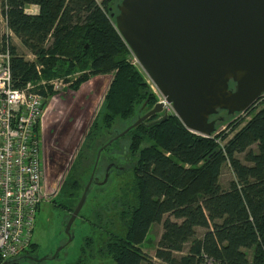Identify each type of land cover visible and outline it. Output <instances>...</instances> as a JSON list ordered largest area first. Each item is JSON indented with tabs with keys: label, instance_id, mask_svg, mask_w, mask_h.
I'll return each instance as SVG.
<instances>
[{
	"label": "trees",
	"instance_id": "1",
	"mask_svg": "<svg viewBox=\"0 0 264 264\" xmlns=\"http://www.w3.org/2000/svg\"><path fill=\"white\" fill-rule=\"evenodd\" d=\"M118 2L1 0L7 27L33 56L26 59L9 41L13 87L58 77L77 91L91 77L110 75L101 111L53 198L67 220L98 149L118 132L115 123L128 121L126 128L143 103L145 111L157 101L114 27L110 14L117 13ZM29 5L38 11L27 13ZM229 88H235L233 81ZM218 113L221 121L209 117L216 119L209 136L190 131L172 113L162 121L152 115L102 149L95 173L103 175L110 163L115 167L104 184L93 182L87 190L86 196L95 189L88 221L97 234L85 237L79 261L98 256L111 264H264V92L232 120L224 110ZM223 122L227 129L218 130ZM127 160L128 167L120 168ZM224 164L233 174L227 188L220 183ZM154 223H162V233L151 256L141 244ZM197 227L205 228L200 237ZM33 246L31 241L24 252ZM17 256L6 264H15Z\"/></svg>",
	"mask_w": 264,
	"mask_h": 264
},
{
	"label": "water",
	"instance_id": "2",
	"mask_svg": "<svg viewBox=\"0 0 264 264\" xmlns=\"http://www.w3.org/2000/svg\"><path fill=\"white\" fill-rule=\"evenodd\" d=\"M116 8L117 13L110 14L116 31L173 114L190 131L213 134L216 119H210L211 115L219 110L228 115L245 112L264 92V0H119ZM229 81L235 88H229ZM163 105V101L154 103L98 149L83 193L65 224L68 240L87 189L96 179L102 149L159 113ZM166 116L164 113L155 121ZM113 165L106 166L104 178L95 181L97 184L107 181Z\"/></svg>",
	"mask_w": 264,
	"mask_h": 264
},
{
	"label": "rangeland",
	"instance_id": "3",
	"mask_svg": "<svg viewBox=\"0 0 264 264\" xmlns=\"http://www.w3.org/2000/svg\"><path fill=\"white\" fill-rule=\"evenodd\" d=\"M0 16H2L1 7ZM3 29L0 21V36ZM11 44L16 46L19 54H23L26 59H30V54L21 46L14 34L11 35ZM133 62L144 73L147 83L153 92L155 90L154 94L159 100V90L145 74L134 57ZM70 78L72 79L73 77ZM51 79L65 80L58 77ZM109 80L110 75L98 74L84 82L77 91L70 88L69 85L71 81L69 82V80H65L67 85L60 86L57 90H53L51 87L49 88L52 94L48 95L49 100L46 103L47 108L39 122L37 131L44 143V187L47 194H50V199L42 200L38 205L31 237L34 246L30 252L20 253L23 257L18 255L15 264H99L102 262H110V260L98 256L85 257L83 261H79L82 254L81 247L84 244L85 237L97 234L96 229H94L88 221L92 216L91 203L93 201L94 187H91L92 198L90 191L86 196L78 216L71 224L70 233L72 237L70 240H68V235L65 233V223L68 213L53 202V198L57 193V188L69 168L72 159L79 150L84 134L90 127L97 113L101 111L103 95L107 89ZM260 104L261 103L258 105ZM139 111H144V108ZM169 113L173 114L171 107H169L167 111V114ZM163 114L164 112L161 110L154 115H157L158 119L163 116ZM220 115L221 114L218 113L215 117H219ZM238 116L239 113H234L229 115L228 118L230 117V120H232ZM157 119H154V121ZM126 124H128V121H117L115 123L116 126L112 128L119 133ZM217 129H227L226 123L223 122ZM126 141L127 140L123 141L121 144H125L124 142ZM239 157L242 159V154H240ZM130 163V160L122 161L121 168L128 167ZM232 179L233 174L229 165L224 164L220 176L222 187L227 188ZM163 217L165 218L167 215L165 214ZM171 219L174 218L171 217ZM204 231L205 228L197 227L196 236L200 237ZM161 233L162 223H154L151 225L141 244L142 250L154 256L155 248ZM187 248L188 243L185 245L184 251H186ZM250 255L249 253V256Z\"/></svg>",
	"mask_w": 264,
	"mask_h": 264
},
{
	"label": "built area",
	"instance_id": "4",
	"mask_svg": "<svg viewBox=\"0 0 264 264\" xmlns=\"http://www.w3.org/2000/svg\"><path fill=\"white\" fill-rule=\"evenodd\" d=\"M31 6L25 8L26 12L36 13V9ZM0 21L4 28L0 36V264H2L28 248L38 205L42 200L50 199V194H47L44 187V143L37 127L47 108L49 88L57 90L60 86L67 85V82L62 79H39L36 82H27L23 88L13 87L9 46L13 33L7 27L3 14ZM36 68L40 74L41 66ZM158 97L157 101L164 102L162 111L167 114L170 105L164 101L161 93Z\"/></svg>",
	"mask_w": 264,
	"mask_h": 264
},
{
	"label": "flooded vegetation",
	"instance_id": "5",
	"mask_svg": "<svg viewBox=\"0 0 264 264\" xmlns=\"http://www.w3.org/2000/svg\"><path fill=\"white\" fill-rule=\"evenodd\" d=\"M149 109H147V110H145V111H143L142 113H141V115L142 114H144L145 112H147ZM151 117V116H150ZM150 117H148V118H150ZM147 118V119H148ZM211 119V118H210ZM146 120V119H145ZM115 167V165H113V166H111V168H114ZM110 168V169H111ZM110 169H109V174H110ZM96 170V169H95ZM105 172H106V167H105V171H104V173H103V175H100V174H96L95 172H94V177H96V179H93V182L94 183H96V182H100L103 178H104V175H105ZM90 174H91V172H90ZM89 177H90V175H89ZM89 177H88V179H89ZM109 177V176H108ZM88 181V180H87ZM96 181V182H95ZM93 182H91V184L93 183ZM87 183V182H86ZM90 184V185H91ZM97 184V183H96ZM86 185V184H85ZM98 185V184H97ZM100 185V184H99ZM85 188V187H84ZM88 188H90V186L88 187ZM84 190V189H83ZM88 190V189H87ZM87 193V192H86Z\"/></svg>",
	"mask_w": 264,
	"mask_h": 264
},
{
	"label": "crops",
	"instance_id": "6",
	"mask_svg": "<svg viewBox=\"0 0 264 264\" xmlns=\"http://www.w3.org/2000/svg\"><path fill=\"white\" fill-rule=\"evenodd\" d=\"M31 7L36 9V11H38V7L36 5H32Z\"/></svg>",
	"mask_w": 264,
	"mask_h": 264
}]
</instances>
